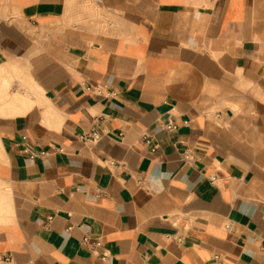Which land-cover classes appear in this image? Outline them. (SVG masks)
Instances as JSON below:
<instances>
[{
	"label": "crops",
	"instance_id": "0c3cea01",
	"mask_svg": "<svg viewBox=\"0 0 264 264\" xmlns=\"http://www.w3.org/2000/svg\"><path fill=\"white\" fill-rule=\"evenodd\" d=\"M263 244L264 0H0V264Z\"/></svg>",
	"mask_w": 264,
	"mask_h": 264
},
{
	"label": "built area",
	"instance_id": "2783aa9c",
	"mask_svg": "<svg viewBox=\"0 0 264 264\" xmlns=\"http://www.w3.org/2000/svg\"><path fill=\"white\" fill-rule=\"evenodd\" d=\"M167 128H168V129H173V128H175V126L172 125V124H170V125L167 126ZM101 138H102V134H101L98 130L93 129L92 132H91L90 137H89L88 139L86 138V140H94V141H98V140H100ZM84 140H85V139H84ZM146 140H147V137H146ZM154 150H155V147L153 148V151H154ZM30 158H31V159H34V156H31ZM262 248L264 249V244L262 245Z\"/></svg>",
	"mask_w": 264,
	"mask_h": 264
}]
</instances>
